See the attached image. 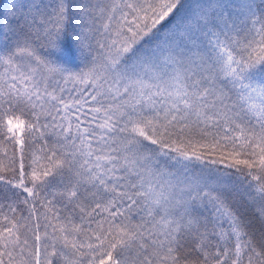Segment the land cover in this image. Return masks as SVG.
Segmentation results:
<instances>
[{
  "label": "snow or ice",
  "instance_id": "6c2138e0",
  "mask_svg": "<svg viewBox=\"0 0 264 264\" xmlns=\"http://www.w3.org/2000/svg\"><path fill=\"white\" fill-rule=\"evenodd\" d=\"M0 264H264V0L0 8Z\"/></svg>",
  "mask_w": 264,
  "mask_h": 264
},
{
  "label": "rangeland",
  "instance_id": "374dc122",
  "mask_svg": "<svg viewBox=\"0 0 264 264\" xmlns=\"http://www.w3.org/2000/svg\"><path fill=\"white\" fill-rule=\"evenodd\" d=\"M10 2H11V0H8V1H6V0H0V8H2L4 6V4H8ZM227 2L238 4V3L241 2V0H227Z\"/></svg>",
  "mask_w": 264,
  "mask_h": 264
},
{
  "label": "bare ground",
  "instance_id": "6f19581e",
  "mask_svg": "<svg viewBox=\"0 0 264 264\" xmlns=\"http://www.w3.org/2000/svg\"><path fill=\"white\" fill-rule=\"evenodd\" d=\"M6 1H8V0H6ZM5 5V4H4Z\"/></svg>",
  "mask_w": 264,
  "mask_h": 264
}]
</instances>
